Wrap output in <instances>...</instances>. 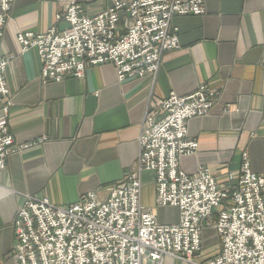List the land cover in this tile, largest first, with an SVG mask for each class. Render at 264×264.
<instances>
[{
  "label": "crops",
  "instance_id": "0c3cea01",
  "mask_svg": "<svg viewBox=\"0 0 264 264\" xmlns=\"http://www.w3.org/2000/svg\"><path fill=\"white\" fill-rule=\"evenodd\" d=\"M76 1L89 15L111 4ZM64 4L13 0L0 40L2 54L14 55L4 74L8 130L16 145L31 143L10 154L0 171V264H16L13 221L24 195L59 206L90 191L104 199L107 187L135 169L146 110L157 109L171 91L182 96L204 83L217 93L208 115L186 121L198 147L181 158L182 170L207 167L226 185L228 174L237 178L245 152L251 171L264 176V0H204L202 14L174 16L179 47L162 54L154 77L118 81L114 67L101 64L86 67L82 78L43 82L36 50L21 52L16 35L63 29L66 23L55 22V15ZM153 178L142 171V190ZM170 208L174 223L177 209ZM218 251L214 229L204 228L196 261ZM162 264L190 263L166 256Z\"/></svg>",
  "mask_w": 264,
  "mask_h": 264
},
{
  "label": "built area",
  "instance_id": "2783aa9c",
  "mask_svg": "<svg viewBox=\"0 0 264 264\" xmlns=\"http://www.w3.org/2000/svg\"><path fill=\"white\" fill-rule=\"evenodd\" d=\"M60 1L65 4L55 22L64 21L63 29L52 25L16 35L21 52L36 50L43 82L82 78L86 67L101 64H111L118 81L154 77L162 54L179 47L171 19L204 12V0H111L92 15L76 0ZM12 2L0 0V40ZM12 58L0 51V171L10 154L31 145H16L7 126L4 74ZM216 97L201 83L186 95L171 91L157 109L148 108L135 169L107 187L104 199L90 191L59 206L45 196L24 195L13 221L16 264H162L166 256L190 264H264V176L251 171L247 154L226 185L207 167L189 174L180 166L198 147L187 136L186 121L208 115ZM142 171L153 172L154 204L176 208V222L160 223L143 205ZM206 227L214 229L219 251L200 263Z\"/></svg>",
  "mask_w": 264,
  "mask_h": 264
},
{
  "label": "rangeland",
  "instance_id": "374dc122",
  "mask_svg": "<svg viewBox=\"0 0 264 264\" xmlns=\"http://www.w3.org/2000/svg\"><path fill=\"white\" fill-rule=\"evenodd\" d=\"M91 3H96L100 0H90ZM134 171V170H133ZM141 201L143 205L146 207H151L154 212L157 214V217L159 219L160 223H171L175 219L176 213H174V210L170 207H156L154 204V185L147 184L143 187L142 193H141ZM171 209V213L169 210ZM211 228V227H206Z\"/></svg>",
  "mask_w": 264,
  "mask_h": 264
}]
</instances>
